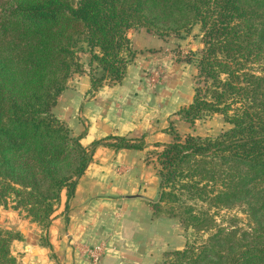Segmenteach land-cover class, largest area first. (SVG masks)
Wrapping results in <instances>:
<instances>
[{
    "label": "trees",
    "instance_id": "16d2710c",
    "mask_svg": "<svg viewBox=\"0 0 264 264\" xmlns=\"http://www.w3.org/2000/svg\"><path fill=\"white\" fill-rule=\"evenodd\" d=\"M195 25L200 47L187 58L194 96L180 119L191 132L214 116L230 128L215 137L172 133L161 146L159 189L171 192L159 198L179 203L171 217L186 242L160 264H264V0H4L0 207L11 201L46 231L94 149L143 150L142 141L113 136L86 150L53 110L74 75L88 74L91 92L122 83L137 54L130 31L167 41ZM81 43L90 50L86 66ZM17 239L0 230V264H16L10 244Z\"/></svg>",
    "mask_w": 264,
    "mask_h": 264
},
{
    "label": "crops",
    "instance_id": "0c3cea01",
    "mask_svg": "<svg viewBox=\"0 0 264 264\" xmlns=\"http://www.w3.org/2000/svg\"><path fill=\"white\" fill-rule=\"evenodd\" d=\"M129 39L137 54L121 84H105L91 94L88 74L74 75L55 111L86 150L112 136L141 140L144 149H94L73 196L67 199V191L61 192L44 243L37 225L9 205L1 206L0 229L20 232L21 238L10 244L16 264H91L85 250L97 245L103 249L98 264H158L165 252L179 248L173 234L154 220L160 189L155 159L147 157L171 143L170 122L187 129L179 112L191 104L194 87L186 78L170 81L169 61L155 60L169 40L143 30L130 31ZM85 56L81 62L87 65ZM158 63L166 70L161 96L149 91L144 78Z\"/></svg>",
    "mask_w": 264,
    "mask_h": 264
},
{
    "label": "rangeland",
    "instance_id": "374dc122",
    "mask_svg": "<svg viewBox=\"0 0 264 264\" xmlns=\"http://www.w3.org/2000/svg\"><path fill=\"white\" fill-rule=\"evenodd\" d=\"M3 1L4 0H0V5ZM200 35H201L200 26L195 25L189 33L182 34L178 38L169 39V42L164 47V49L166 50L165 51L166 54L165 53L161 54L160 56H157L155 58V60L156 59H159V60H165L166 59L169 61L168 65H167V70L170 72V75H169L171 77L170 81L172 80V82H175V81H180L183 78H186L189 82L192 83V88H193L195 67H194V65L190 64L187 61V58L189 57V55H188L189 52H195L200 47ZM78 51L80 53L79 55H80L81 61H83V58L85 55H86L85 56L86 60H87V57L90 56V50L83 43H81L79 45ZM83 54H84V56H83ZM86 60L84 59V61H86ZM83 64L86 66L85 62ZM165 71H166L165 68L160 63L156 64V67L154 69L151 68V69H148L145 71L146 73L144 75V78L147 82L148 89L150 92L154 93L157 96L163 95L166 91V86H164V82H163L164 78H165ZM177 73H181V76H177ZM67 86H68V84H67ZM90 93L94 94L95 92L90 91ZM53 112L58 117L57 114H59V112L55 111V109L53 110ZM179 119H180V117H179ZM180 122L182 123L183 121H181V119H180ZM229 128H230L229 125L225 124L221 117L214 116V117H211V118L206 119L204 121L196 122L195 128L192 132L190 130H188L189 129L188 127H187V129H185V127H183V125L181 126V124H179L177 121L170 122L169 133L170 134L177 133L182 138H184L187 134H190V133L193 135H196V136H200V137H215V136L221 134L223 131H226ZM160 151L161 150H157L155 152L156 154L153 153V154L149 155V157H147V158H154L155 159L154 162L156 163V170L160 169V167L156 161L157 160V154ZM64 190H66V189H64ZM159 191L161 194H162V192L163 193L171 192L170 189L159 190ZM175 192L177 194H182L183 191H180L176 187ZM156 204H158L160 208L153 211L154 220L163 225L165 233H167L169 235L173 234V237H175V241H173V244H175V245L177 244V247H179L176 249L173 248L174 250H171V251L183 249L184 244L186 242V240L184 238L185 233L182 231V229L180 228V226L176 222V220L172 219V217H173L172 214L175 212H173V213L171 212V209L178 207L179 203H177V202H170V203L162 202L161 199L159 198V200ZM185 204L186 205H192L190 201H187ZM8 205L10 207H12V202L9 201ZM58 205H59V203L55 206L54 213H55ZM6 207L7 206H4V208H6ZM230 212L231 211L222 212V214H227ZM231 213L237 214L239 218L243 219V216H241L239 214V209L238 210L235 209ZM19 214L21 215V218H23L24 220H27L28 222H32L35 225H37V230H39L38 234L41 235L40 240L42 243H44V241H45V238L43 236V235H45L44 227L33 222L32 219L24 211L19 212ZM24 224H26V223H24ZM1 231H4V230H1ZM13 234H19L20 235V232H14ZM20 238H21V236H20ZM173 247H174V245H173ZM171 251H167V252H171ZM162 261H163V259L160 261V263ZM160 263H158V264H160Z\"/></svg>",
    "mask_w": 264,
    "mask_h": 264
},
{
    "label": "built area",
    "instance_id": "2783aa9c",
    "mask_svg": "<svg viewBox=\"0 0 264 264\" xmlns=\"http://www.w3.org/2000/svg\"><path fill=\"white\" fill-rule=\"evenodd\" d=\"M85 251L89 257L91 264L99 263L103 252L102 245H97L93 248L86 249Z\"/></svg>",
    "mask_w": 264,
    "mask_h": 264
}]
</instances>
